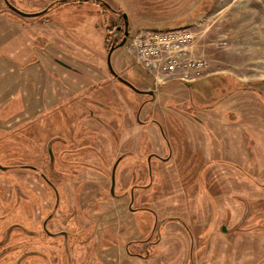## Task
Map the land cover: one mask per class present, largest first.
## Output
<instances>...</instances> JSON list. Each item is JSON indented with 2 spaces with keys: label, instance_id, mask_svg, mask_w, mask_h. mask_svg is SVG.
I'll list each match as a JSON object with an SVG mask.
<instances>
[{
  "label": "rangeland",
  "instance_id": "obj_1",
  "mask_svg": "<svg viewBox=\"0 0 264 264\" xmlns=\"http://www.w3.org/2000/svg\"><path fill=\"white\" fill-rule=\"evenodd\" d=\"M114 10L126 13L131 36L111 53ZM171 17L195 26L190 55L207 60V76L160 83L135 64L130 38L177 25L151 21ZM112 66L125 81L113 80ZM42 92L46 105L30 103ZM56 135L78 149L63 154ZM48 143L64 172L53 220L64 216L71 255L40 232L54 195L26 167H52ZM138 143L117 166L114 196L112 164ZM132 160L137 178L123 184ZM0 165V238L14 221L36 231L15 229L0 264H20L18 241L45 254L21 264H205L195 213L218 192L233 202L219 232L264 252V0H0ZM19 190L29 196L20 203Z\"/></svg>",
  "mask_w": 264,
  "mask_h": 264
},
{
  "label": "flooded vegetation",
  "instance_id": "obj_2",
  "mask_svg": "<svg viewBox=\"0 0 264 264\" xmlns=\"http://www.w3.org/2000/svg\"><path fill=\"white\" fill-rule=\"evenodd\" d=\"M114 11L117 12L118 21H117V24L113 26V30H115L117 34H116V36H114L113 40L110 43L108 42V40L106 43V48L111 53L114 50H116L117 48L125 45L128 38L131 36V30H130L129 26H128V34H126V31H125L126 22L129 23L128 18L125 16L126 13L121 12V10H114ZM114 22H116L115 19H114ZM124 38H126V41L122 45L121 43L124 40ZM107 70H108L110 75L112 74L114 76L113 77L114 81L119 80V81L123 82L126 80V78L123 76V73L118 72L117 69L114 68L113 66ZM142 91L154 93L153 88L147 87V86L146 87L142 86ZM45 95H46L45 92H42L41 93L42 97H39L38 99H31L30 103H35V104L38 103L37 106L42 108L43 105H46V102H47ZM57 102H58V100H50L49 107H53L54 105L57 104ZM96 103H98V102H96ZM24 105H26V104H24ZM55 108H57V107H55ZM15 116H17V114ZM87 116L93 117L94 114H92L90 111H88ZM190 117L194 118V119L196 118V116H192V115ZM24 118L25 119L29 118L27 113H25ZM108 130L112 131V128L109 127ZM117 139L119 140V138H117ZM50 141L53 142V144H55V143L61 144V147H58V148H59L60 152H62L63 154L75 152L78 149V147L75 148L74 146H72L71 143L68 144L67 146H65V144L68 142V139L63 137L62 135H56V136L52 137V139ZM91 148H92V146L87 147V149H91ZM45 149L47 152L49 151V158L51 159L49 165L52 166L53 168L50 167L46 171V170H42V168L38 167V166L37 167L36 166H26V167L32 168L33 170L37 171L38 176L45 183V185L48 186L49 191H51L54 195V202L52 204V207H51L49 213L41 221L40 232L44 233L47 236H54V237L58 236L59 240L57 241V243H55L52 246L53 249L57 252H63L65 255H71L70 254V243H69V239L71 237V231L65 225L66 220H63L64 216H63V219L61 217H59V219L57 218L56 221L53 220V218L55 217V215L58 212L59 204L61 201L60 187H59L58 181L56 179H58V178L61 179L62 176L64 175V172L62 170H60V168L57 169L56 167H54L55 153H54L53 145L48 143V145L45 146ZM140 149H141V144L138 143V146H136L134 144V146H132L131 148L124 149L123 151H120L117 159L112 164L111 171H109V175H110L109 189L112 186V173H113L114 165L116 164V168H115V185H116V169H117V166H118L119 162L121 161V159L126 157L127 155H130V154L132 155V154L137 153L138 150H140ZM149 159L151 160L152 156H150ZM132 161L134 162V160H132ZM133 162H132V164H130L133 168L132 169L133 171L128 172V171L124 170V173H122V176H121V183L126 184L128 182L134 181L137 178L136 177L137 173H135V171H134V167L136 166V164H135V162L134 163ZM104 173H106V172L104 171ZM69 182H71V181H69ZM22 195H23L22 192L19 190L18 196L16 197L17 198L16 201H18L19 203L21 200L29 198L28 195H24V196H22ZM112 195L115 196V192L112 193ZM119 196L122 197L121 195H119ZM119 196H117V197L119 198ZM71 199H74V196H72ZM60 219H62V220L59 221ZM13 226H15V227H13ZM11 227H13V228H11ZM15 229H19L28 235H35L36 234V231L29 229L24 223H21L18 221H14V222L10 223L9 226L6 228L5 234L0 238V258L8 252L10 246L7 243L9 241V238H10L12 232ZM15 244L18 246L20 244L22 245L21 256L23 255V257L20 260V264L22 263L25 256H27L29 254H37V255L45 257V254L43 252H41L40 250H29L28 243L22 244V241H18ZM69 257H71V256H69ZM19 258L20 257L16 258V260L14 261V264H17V261L19 260ZM71 259H69V260L67 259V262L65 264H69V263L72 264ZM58 264H64V263L61 262Z\"/></svg>",
  "mask_w": 264,
  "mask_h": 264
},
{
  "label": "built area",
  "instance_id": "obj_3",
  "mask_svg": "<svg viewBox=\"0 0 264 264\" xmlns=\"http://www.w3.org/2000/svg\"><path fill=\"white\" fill-rule=\"evenodd\" d=\"M194 25L167 29L143 28L128 44L135 64L141 65L156 82L178 80L194 82L207 76L208 62L190 55V45L196 38Z\"/></svg>",
  "mask_w": 264,
  "mask_h": 264
},
{
  "label": "trees",
  "instance_id": "obj_4",
  "mask_svg": "<svg viewBox=\"0 0 264 264\" xmlns=\"http://www.w3.org/2000/svg\"><path fill=\"white\" fill-rule=\"evenodd\" d=\"M159 15H157L158 18ZM181 18L171 17L169 20H151L154 22L167 23L175 22L177 25L167 27L175 28L189 25L188 21ZM150 21V20H149ZM161 28V29H167ZM159 29V28H151ZM223 196V198L221 197ZM232 196L228 193H215L210 202L206 204L204 216L199 217V212L195 213L197 221V238H202L203 245H207V249L203 253V260L205 264H264V252L258 249V245H253V242L244 241L243 239L235 240V237H228L219 232L218 227L224 217L228 214L233 206L231 202ZM192 211V209H190ZM218 217H216V213ZM221 216V217H219ZM243 234V233H241ZM226 237V239L224 238ZM231 239V240H229ZM262 251V252H261Z\"/></svg>",
  "mask_w": 264,
  "mask_h": 264
},
{
  "label": "water",
  "instance_id": "obj_5",
  "mask_svg": "<svg viewBox=\"0 0 264 264\" xmlns=\"http://www.w3.org/2000/svg\"><path fill=\"white\" fill-rule=\"evenodd\" d=\"M125 16L127 17V15L125 14ZM128 26H129V23L128 22H126V27H125V31H126V34H128ZM125 41H126V38H124V40L122 41V45L125 43ZM61 64H63L64 66H66V67H68V68H71V66H69V65H67V64H65V63H63V62H61L60 60H58ZM0 167L1 168H5V167H2L1 165H0ZM115 168H116V164L114 165V167H113V173H112V186H111V192L112 193H114V188H115ZM247 212H248V209H246V211H245V214H244V217H243V220H244V218L246 217V215H247ZM221 229L224 231V232H227V225L226 224H223L222 226H221Z\"/></svg>",
  "mask_w": 264,
  "mask_h": 264
}]
</instances>
